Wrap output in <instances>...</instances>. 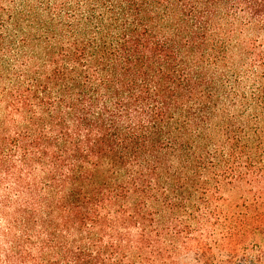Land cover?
<instances>
[{"label":"trees","instance_id":"trees-1","mask_svg":"<svg viewBox=\"0 0 264 264\" xmlns=\"http://www.w3.org/2000/svg\"><path fill=\"white\" fill-rule=\"evenodd\" d=\"M0 264H264V0H0Z\"/></svg>","mask_w":264,"mask_h":264}]
</instances>
